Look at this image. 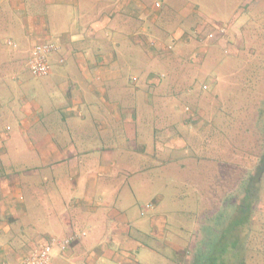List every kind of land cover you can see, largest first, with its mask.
Here are the masks:
<instances>
[{"label": "crops", "instance_id": "obj_1", "mask_svg": "<svg viewBox=\"0 0 264 264\" xmlns=\"http://www.w3.org/2000/svg\"><path fill=\"white\" fill-rule=\"evenodd\" d=\"M153 2L0 0V264H19L44 240L74 233L80 237L66 251L55 247L51 264H158L159 250L165 247L177 252V264H202L203 248L222 239L221 229L228 217L234 218L228 190L212 200L213 193L198 181L195 201L206 205L195 208L191 227L187 219L174 227L167 212L157 210L163 194L147 203L154 207L144 214L147 204H141L135 217L138 201L123 192L130 180H144L136 178L144 168L139 161L148 158L149 169L174 164L186 172L190 149L199 154L194 159L201 156L221 166L219 173L200 181L211 182L213 175L227 187L233 176L232 133L218 137V129L226 132L214 126L213 112L206 107L199 109V125L191 127L190 116L178 118L170 108L180 111L181 105L173 102L181 94L156 90L174 82L163 81L164 71L186 66L165 61L169 45L187 52L189 61L207 55L209 45L202 44H196L200 55H188L192 37L205 40L200 32L195 34V25H185L197 9L190 3L193 8L183 15L187 22L170 14L167 22L173 26H167L161 22L167 3L156 7L158 0ZM223 24L217 23L216 29ZM48 41L59 49L50 55L51 71L43 78L54 80L58 92L50 94L43 81L27 94L29 84L18 78L17 70L25 53L27 64L32 47ZM194 116L191 121H196ZM223 154L222 162L216 155ZM181 199L185 197L173 195L175 208ZM257 205L255 211L260 212L264 200ZM242 226L247 250L261 233L250 234L253 219ZM171 228L178 231L172 238L167 235ZM225 232L229 244L231 235ZM262 257L258 264H264V249ZM161 264L170 263L162 259Z\"/></svg>", "mask_w": 264, "mask_h": 264}, {"label": "rangeland", "instance_id": "obj_2", "mask_svg": "<svg viewBox=\"0 0 264 264\" xmlns=\"http://www.w3.org/2000/svg\"><path fill=\"white\" fill-rule=\"evenodd\" d=\"M153 1L154 4L156 0ZM158 2L161 4L167 3L166 13L161 19V22H164L167 26L172 25L167 22V20H171L170 14H176L179 19L182 17L187 22L183 15L189 8H193V6L190 7L193 4L197 9L195 17L190 18V21L185 23V25H188L189 28L195 25L194 27H197L196 32H200V35L205 36V40H203L204 42H198L191 36L193 40V44L190 46L192 51L188 52V55H194L192 52H196V56L200 55L198 50H196L198 49L196 44H198L197 46L199 44L209 46L205 58L197 61L186 60L187 52L184 55L183 52L179 53L173 48L174 51L168 48L169 53L166 54L165 61L170 64L177 61L186 62V66L180 65L178 70L174 67L169 68L167 72L164 71V74L161 75L164 78L163 81L169 82L174 78V82L160 85L159 87L156 86L157 92L170 91L181 94L177 96L178 100L173 102V104L181 105L180 111L170 108L175 112L173 115L177 117H180L183 113L190 116L189 125L191 127L199 125L202 116H198V114H200L199 109L201 107L210 109L214 115V126L217 128L222 127L226 132L222 133L218 129L217 136L222 137L224 134V137H229L228 131L232 130L234 132L232 136L235 146V157L237 155L238 158H242L251 154L252 158H249L246 163L252 164L254 161L253 157H258L257 153H261L264 150V132L261 130L262 122H260V127H256L258 118L256 109L260 106V99L263 100L264 98V0H158ZM219 22L224 23L225 32L216 29ZM192 30H189V32L194 31ZM196 32L195 34H197ZM176 52L177 56L178 54L180 55L178 58L174 55ZM27 57L28 54L25 53L22 58L23 65L17 70L19 73L18 78L29 84L26 86V93H32L29 88L35 86V83L38 84L43 81L47 83L46 86L50 89V94L57 93L54 80L43 77L37 78L30 73L26 64ZM204 84L207 85L206 89L203 88ZM169 105H172L171 100ZM192 116L195 117L196 121H191ZM204 119L208 122V119ZM177 120L182 121V119ZM182 125L183 123H179L177 127L181 128L180 126ZM176 152L178 153V150ZM186 152L189 153L185 161L188 163L186 164L188 168L186 172L179 170L178 166L174 164L149 169L147 168V164H149L148 158L141 162L139 161L144 168L142 172H139L140 177L137 176L136 178H143L144 180H130L123 189L125 194L131 192V197L138 201L137 208L134 210L135 217L140 216L141 204L154 203L158 194H163L165 199L161 206H157V210H165L169 218L175 221L173 223L174 227L177 226V221H185L186 219L190 227L193 226L196 210H203L206 205V203L200 202L201 206H197L198 202L195 201L194 195L198 181L199 184L200 182L203 184L205 191H211L214 194L217 193L216 186L218 190H221L223 183L220 180L211 182L200 181L201 177H206V174L218 170V164L211 165V162H206L207 159L201 158V156L200 159H194L199 154L191 149ZM172 154L175 155V152ZM140 157L138 156L139 159ZM217 158L218 160L222 159V162L224 160L218 156ZM135 167L131 169L135 170ZM201 168H203V173L197 174V171L200 173ZM236 172L237 169L235 168ZM159 174L160 178L158 177ZM240 177L235 179L239 180ZM185 179L187 180L184 184L185 186L179 188L178 184ZM234 187L236 189V186ZM261 187L260 199L264 200V184ZM182 191L186 195L178 193ZM175 194L176 196L185 197V199L176 202L178 203L176 208L173 206V195ZM211 199L214 200L213 197ZM182 208H187V210L185 211ZM257 209L260 212L254 211L255 219H258L254 220L253 229L256 230V233L259 232L258 235L261 233V238L254 239L251 245L248 246V251L251 248L250 258L254 257V259L248 257L246 264H257L263 261L264 224H261V222L264 223V212H262L264 207ZM144 217L146 218L147 215ZM236 219L232 223L238 228L239 226L237 225L240 220L237 221ZM259 222L260 224H258ZM176 232H178L177 228L176 230L171 228L167 235L172 238V234H176ZM230 239L232 241L234 237ZM159 251H161V255H158L156 262L153 260L155 263L161 264L162 259H164L167 263L177 264L176 258L173 257L177 255V252L173 251V249L165 247ZM219 262L220 260L217 261L218 264Z\"/></svg>", "mask_w": 264, "mask_h": 264}, {"label": "trees", "instance_id": "obj_3", "mask_svg": "<svg viewBox=\"0 0 264 264\" xmlns=\"http://www.w3.org/2000/svg\"><path fill=\"white\" fill-rule=\"evenodd\" d=\"M261 100L260 106L256 109L258 113V118H257V128L260 127L261 123V130L264 132V98ZM223 130V129H222ZM225 132V131H224ZM229 135L232 133L234 135V132L232 130L228 131ZM221 137V136H220ZM221 138H225L224 134ZM235 146L233 144L232 150V164H233V176L232 179H228L226 186L225 180L216 179L213 177V175L209 176V178L212 180L210 181H216L220 180L223 183V187L221 190H218L217 186V193L211 195V197L221 198V195L225 193L226 190H228V193L231 194L230 197H228V206L232 207L234 209L233 216L230 220L231 217H228V221L226 222V217L224 213H221L220 215L223 216V225L224 227L221 229V236L220 239L217 241L214 240V242L210 243L207 247H204L200 257L202 260V264H218L217 261L220 260L219 264H246L245 263V252L250 253L251 248L246 250V248L243 246L242 238H243V231L241 232L243 228V224L246 222L248 223L250 220L253 221L257 220L255 219V207L258 204V201L260 200V192H261V185L264 184V150L260 153H257V156H254L253 163L252 164H247V160L249 158H252L251 154H248V156L238 158L237 155L235 157ZM218 157L222 158V156L217 155ZM221 166L218 164V170H214V172H220ZM235 168L237 169V172L235 173ZM215 169V168H214ZM248 170V171H247ZM213 173V172H212ZM211 173V174H212ZM239 176L240 179L237 180L235 178H238ZM236 186V189L235 187ZM232 189V190H231ZM231 191V192H230ZM217 197V198H216ZM238 218V219H236ZM235 219L238 221L240 220V223L237 225L239 226L236 228L234 226V221ZM233 222V223H232ZM230 234V237L228 238V241H230L229 244L225 242V235L226 232ZM254 232V233H252ZM256 230L252 229L250 234L252 233L255 234ZM259 233V232H258ZM257 233V234H258ZM234 239L231 241L230 238ZM252 243V242H251ZM250 243V245H251ZM245 248V250H244ZM236 249V250H235ZM234 254H233V252ZM244 251V252H243ZM239 253V254H238ZM250 259H254V257H251ZM207 261V262H206ZM258 264V263H257Z\"/></svg>", "mask_w": 264, "mask_h": 264}, {"label": "built area", "instance_id": "obj_4", "mask_svg": "<svg viewBox=\"0 0 264 264\" xmlns=\"http://www.w3.org/2000/svg\"><path fill=\"white\" fill-rule=\"evenodd\" d=\"M159 2L156 3V7H160ZM219 30L225 32L226 28L220 26ZM197 33V32H196ZM203 40V38H202ZM8 43L14 47L16 44L12 40H8ZM150 45L156 46V42L151 41ZM169 49L173 48V45L168 46ZM59 49V46L54 42H40L36 43L31 51L28 58V69L30 73L37 78L47 76L51 71V64L49 57L55 51ZM65 58H60V62H64ZM133 80L136 81L137 77H133ZM203 88H207V85L204 84ZM189 110V108H187ZM154 204H147L145 210L141 213L144 214L146 209H153ZM80 237V234L74 233L67 237L60 238L57 236H52L43 242L37 244L30 252H28L19 262V264H51L53 258V251L55 247L60 248L62 251H66L73 241Z\"/></svg>", "mask_w": 264, "mask_h": 264}]
</instances>
